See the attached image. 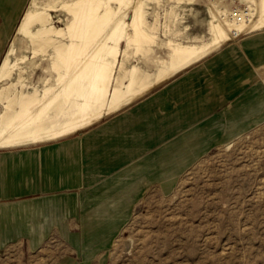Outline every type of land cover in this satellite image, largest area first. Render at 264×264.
<instances>
[{
  "label": "crops",
  "instance_id": "1",
  "mask_svg": "<svg viewBox=\"0 0 264 264\" xmlns=\"http://www.w3.org/2000/svg\"><path fill=\"white\" fill-rule=\"evenodd\" d=\"M244 36L80 135L0 150V258L105 264L148 192L263 124L264 30Z\"/></svg>",
  "mask_w": 264,
  "mask_h": 264
},
{
  "label": "rangeland",
  "instance_id": "2",
  "mask_svg": "<svg viewBox=\"0 0 264 264\" xmlns=\"http://www.w3.org/2000/svg\"><path fill=\"white\" fill-rule=\"evenodd\" d=\"M20 2L0 0V60L13 42L19 20L29 4L27 0L12 30ZM215 2L222 4L220 10L246 9V4L233 0ZM133 3L135 0L127 10L130 11L126 13L127 20L132 16ZM206 4L205 0H196L180 11L147 3L143 30L155 37V43L144 44L137 52L134 46L128 48L123 43L115 80L127 83L128 73L134 67L140 77L152 81L169 62L168 43L190 46L208 43L211 17ZM117 6L112 4L116 12ZM60 8L50 10V15L55 27L64 28L70 17ZM46 52L47 56L51 49ZM31 54L30 45L16 46V55L27 57L20 66L26 72L21 71L18 78L15 74L4 84L18 81L15 89L21 90L23 85L24 93L37 91L41 95L45 88L55 87V73L49 60H41L43 54L35 59H31ZM259 75L264 81L263 69ZM229 141L230 144L227 141L196 162L170 194L148 192L106 254L105 264H264V123ZM0 264L10 261L2 257Z\"/></svg>",
  "mask_w": 264,
  "mask_h": 264
},
{
  "label": "bare ground",
  "instance_id": "3",
  "mask_svg": "<svg viewBox=\"0 0 264 264\" xmlns=\"http://www.w3.org/2000/svg\"><path fill=\"white\" fill-rule=\"evenodd\" d=\"M132 1L29 0L15 38L0 60V150L36 146L81 134L240 37L264 30V0H233L246 4V9L238 7L232 11L220 10L222 4L216 0H205L211 17L210 41L199 46L167 42L171 57L152 81L140 77L133 67L127 71V83H123L124 80L114 77L122 44L134 46L137 52L142 45L154 44L156 40L143 30L145 5L161 4L163 8L185 11L183 6L196 2L135 0L132 16L127 20ZM113 3L119 6L117 12ZM57 8L70 17L64 28L53 25L50 10ZM19 43L32 47L31 59L43 54L41 60H49L55 73L54 88L47 87L40 95L37 91L24 93L23 85L21 90L15 89L18 81L4 84L15 74L17 78L21 71L23 74L20 66L27 57L16 55ZM48 48L51 53L46 56ZM12 88L15 90L11 91Z\"/></svg>",
  "mask_w": 264,
  "mask_h": 264
}]
</instances>
